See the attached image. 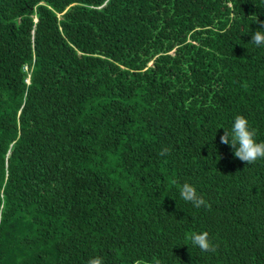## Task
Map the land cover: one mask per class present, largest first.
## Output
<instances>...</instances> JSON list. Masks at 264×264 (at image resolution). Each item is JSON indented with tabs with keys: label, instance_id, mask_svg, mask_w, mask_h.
<instances>
[{
	"label": "trees",
	"instance_id": "trees-1",
	"mask_svg": "<svg viewBox=\"0 0 264 264\" xmlns=\"http://www.w3.org/2000/svg\"><path fill=\"white\" fill-rule=\"evenodd\" d=\"M256 18L264 0H0V264H264V159L220 142L237 115L264 141Z\"/></svg>",
	"mask_w": 264,
	"mask_h": 264
},
{
	"label": "clouds",
	"instance_id": "clouds-1",
	"mask_svg": "<svg viewBox=\"0 0 264 264\" xmlns=\"http://www.w3.org/2000/svg\"><path fill=\"white\" fill-rule=\"evenodd\" d=\"M256 23L261 25V29L252 34L251 43L257 47L264 46V22L256 18ZM256 136L257 131L250 126L249 120L243 115H237L231 129L225 130L224 134L220 137V142L230 145L234 149L235 157L249 165L254 164L259 159H264V141L258 142ZM169 152L168 148H164L159 155L165 156ZM179 191L181 198L191 203L194 207H210L205 199L198 195L197 189L192 184L184 183ZM189 239L193 246L199 247L203 252H215L217 250V245L212 243L207 231L193 233ZM87 264H104V262L102 257L97 256L89 259ZM134 264H145V262L137 259Z\"/></svg>",
	"mask_w": 264,
	"mask_h": 264
},
{
	"label": "water",
	"instance_id": "water-1",
	"mask_svg": "<svg viewBox=\"0 0 264 264\" xmlns=\"http://www.w3.org/2000/svg\"><path fill=\"white\" fill-rule=\"evenodd\" d=\"M28 82H29V80H28Z\"/></svg>",
	"mask_w": 264,
	"mask_h": 264
}]
</instances>
